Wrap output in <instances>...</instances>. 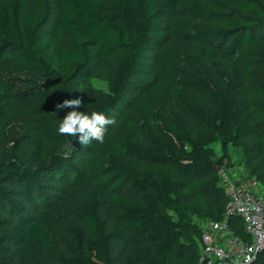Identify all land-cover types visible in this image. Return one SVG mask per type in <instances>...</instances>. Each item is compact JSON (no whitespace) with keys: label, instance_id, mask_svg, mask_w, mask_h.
<instances>
[{"label":"trees","instance_id":"16d2710c","mask_svg":"<svg viewBox=\"0 0 264 264\" xmlns=\"http://www.w3.org/2000/svg\"><path fill=\"white\" fill-rule=\"evenodd\" d=\"M225 1L233 8L217 3L214 9L219 7V12H206L198 4L181 0H57L59 23L54 36L30 43L24 34L37 23L24 8L25 0H0V57L15 54L28 65L15 70L4 63L2 81L12 97L24 99L41 87L34 86L36 75L58 71L65 83L64 94L49 99L45 106L55 120L71 110L56 105L72 99L78 86L88 88L92 73L104 81L106 89L104 93L86 91L82 112L101 111L107 116L124 96L134 104L138 96L129 79L141 71L156 70L161 50L174 35L173 19L186 14L192 24L207 25L188 32L199 40L200 53L185 58L177 79L165 89V105L156 117L155 130L127 121L129 128H142L144 137L119 146L123 159L168 166L170 173L141 171L115 160L113 169L100 167L69 189V206L53 205L45 192L43 172L69 170L76 175L80 169L74 161L56 155L37 168L22 165L17 151L30 137L23 116L10 115L0 129V151L4 150L0 264H163L164 255L171 251L178 262L188 256L196 264L202 226L192 222L196 235L188 233L164 211L178 207L183 214L213 218L209 221L225 218L228 200L217 168L224 161L229 164V159L215 155L212 145L217 142L224 149L231 146L241 168L257 178L264 192V174L257 164L264 155V142L247 139L264 134V49L252 53L256 56L249 62L248 73L243 60H238L245 45L264 42V25L244 22L217 27L220 16L232 20L230 16L236 15L230 13L248 3ZM213 54L229 64L223 67L211 59ZM251 93L261 95L256 104L263 116L257 125L250 121ZM192 180L197 184L196 195L206 201L202 210L192 204ZM226 221L234 235L250 241L240 216L230 214ZM26 243L35 244L43 255L30 254L25 260ZM252 264H264V251Z\"/></svg>","mask_w":264,"mask_h":264},{"label":"rangeland","instance_id":"374dc122","mask_svg":"<svg viewBox=\"0 0 264 264\" xmlns=\"http://www.w3.org/2000/svg\"><path fill=\"white\" fill-rule=\"evenodd\" d=\"M247 1L248 3L245 6L236 9L237 11L233 10L234 13H230V15H236L234 18L230 16L232 20L229 18L222 19L220 16L216 26L222 27L244 22L248 24L263 23L264 25V4L260 0ZM181 3H186V5L198 4L203 7L206 12H219V7L221 6L225 9L233 8L232 5L225 0H215L213 5L212 0L209 1L208 4L202 3L201 0H181ZM217 3L221 5L217 9H214ZM208 5L212 6L209 7ZM24 8L32 12L35 22L37 23L32 32L24 34V40L26 42L30 41V43H35L45 36H54L56 27L59 23L57 0H25ZM183 16L185 18L189 17L186 14H183ZM185 18L177 17L173 19L171 31L174 35H172L170 42L161 50L160 55L162 57H158L157 65H155L156 70L150 72L141 71L138 75H133L129 79L132 90L134 89L138 96L137 100L132 104L128 102V96H124L120 104L111 107L107 113V117L112 118L114 123L107 126L104 142L97 143L96 141H92L88 145L79 144L81 147L76 152L73 151L74 147L71 142H69V137L57 133L56 128L60 120L51 118L47 115L45 109L49 99H55L64 94L65 83L60 73L54 70L44 76L36 75L38 84L34 86L41 87L37 88L32 95L24 99L20 97L14 98L10 94L9 86L2 81V65L9 62L10 67L14 69L24 68V70L28 65L15 54L10 56L2 55L0 57V129L2 125L7 122L12 113L19 112L23 116L30 137L18 148L17 155L19 162L22 165L37 168L40 164L46 163L47 160L56 155L63 160L74 161L80 169V172L76 175H73L69 170H66L62 174H57L52 171L43 172V181L46 184L45 192L46 195L50 197L49 202L53 203V205L58 202H64L65 205L67 204V206H69L68 204L71 200L69 198V192H71L69 189L71 190L75 186L80 185L89 177L90 173L100 167L113 169L115 167V160L123 161L125 164L135 165L141 171L152 170L162 174L172 172L171 167L168 166L150 164L147 161L135 160L133 158L123 159L119 146H122L127 141L140 142L144 137V130L142 128H129L126 124L127 121L137 122L141 127L148 126L152 131L155 130L156 117L160 114L162 107L165 105V89L177 79L180 67L186 62L185 58L189 54L200 53L201 48L199 40L192 39L191 33L188 34V32L193 30V28L207 27V25L203 24L202 21L192 24L193 22ZM210 18L213 17L210 16ZM262 49H264V42L255 41L252 44L245 45L238 54V60H243L242 64L244 62L246 65L245 68L247 73L251 71L249 62L251 63L256 56L252 53ZM211 59L216 62H221L223 67L229 64L226 60L220 59L214 54L211 56ZM88 88L85 86H78L76 88V95L72 99L79 98L81 100L82 95L86 91L90 93L92 91L104 93L106 89L104 81L97 79L93 73L89 76ZM250 95L252 99L250 104V121L252 125H257L263 116V111H259V105L256 104L261 98V95L258 93H251ZM76 110L82 112V103ZM253 110H255V113H253ZM71 138L73 139L74 137ZM247 139H258L264 142V134H260L258 137L254 135ZM212 149L216 156H227L229 159V164L224 161V163L218 167V171L224 170L231 173H241L243 179H251L256 187L259 189L261 188L257 178L247 175L246 171L241 168L237 161V155L231 146H227V148L224 149L223 146L217 142L212 145ZM3 154L4 150H1L0 161L4 158ZM257 164L260 167L261 174H264V155L260 156ZM190 186L193 191L192 204L202 210L206 201L196 195V181H190ZM15 190L18 189L15 188ZM260 192L264 195L261 189ZM164 214L177 221L178 228H183L186 232L195 235L196 227L191 226L192 222H199V227H201L202 224L209 222V219H213L208 216L197 218L191 214H183L182 210L178 207L167 209L164 211ZM101 215L103 216V214ZM192 238L194 241L193 236ZM23 253L26 255L25 260L29 259L30 254H35L39 257L43 255L39 247L32 243L23 245ZM193 262V259L188 256L183 258L182 262H178L175 258V253L172 251L166 253L163 259V264H193ZM198 263L199 262L196 264Z\"/></svg>","mask_w":264,"mask_h":264},{"label":"built area","instance_id":"2783aa9c","mask_svg":"<svg viewBox=\"0 0 264 264\" xmlns=\"http://www.w3.org/2000/svg\"><path fill=\"white\" fill-rule=\"evenodd\" d=\"M218 172L228 200L225 218L202 224L198 264H252L264 251V196L255 183L243 179L241 173ZM230 214L242 218L249 242L232 233L226 221Z\"/></svg>","mask_w":264,"mask_h":264},{"label":"clouds","instance_id":"9594fccd","mask_svg":"<svg viewBox=\"0 0 264 264\" xmlns=\"http://www.w3.org/2000/svg\"><path fill=\"white\" fill-rule=\"evenodd\" d=\"M80 104L81 100L74 98L65 99L56 105L57 109H71L60 119L56 128L57 133L67 137H77L79 144L88 145L92 141L103 143L107 126L114 123L113 119L101 111H93L90 114L77 111Z\"/></svg>","mask_w":264,"mask_h":264},{"label":"water","instance_id":"95a60500","mask_svg":"<svg viewBox=\"0 0 264 264\" xmlns=\"http://www.w3.org/2000/svg\"><path fill=\"white\" fill-rule=\"evenodd\" d=\"M71 144L74 148L78 149L79 148V141H78V138L77 137H74L72 140H71Z\"/></svg>","mask_w":264,"mask_h":264},{"label":"crops","instance_id":"0c3cea01","mask_svg":"<svg viewBox=\"0 0 264 264\" xmlns=\"http://www.w3.org/2000/svg\"><path fill=\"white\" fill-rule=\"evenodd\" d=\"M263 195V194H262ZM264 196V195H263Z\"/></svg>","mask_w":264,"mask_h":264}]
</instances>
